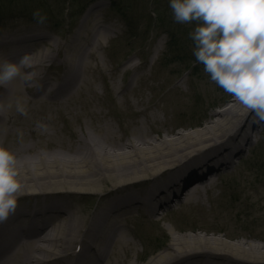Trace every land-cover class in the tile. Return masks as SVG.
Here are the masks:
<instances>
[{
    "label": "bare ground",
    "instance_id": "bare-ground-1",
    "mask_svg": "<svg viewBox=\"0 0 264 264\" xmlns=\"http://www.w3.org/2000/svg\"><path fill=\"white\" fill-rule=\"evenodd\" d=\"M99 8V3L91 4L64 43L36 30L0 37V64L18 61L25 53L33 62L31 69L24 70L32 73L30 82L17 77L0 87V145L17 157L21 183L15 211L0 221V264H137L140 257L131 261V244L122 231L133 212L138 218L154 219L159 211L179 209L176 204L184 196L182 207L194 205L202 212L201 200L213 201L214 177L228 173L232 157L245 153L251 135L263 124L234 98L221 111L212 112L201 129L183 134L169 127L166 138L160 132L156 138L149 136L144 128L147 121L137 123L124 141L110 128L97 127L104 135L83 132L67 149L53 140L52 133L42 129L39 132L45 133H39L40 126L35 128L38 133H30V141L9 131L10 118L14 123L15 118L23 119L14 99L25 109L46 100L66 106L67 97L87 85L79 82L92 68L94 51L115 32L100 24ZM160 49L161 45L156 47L150 64ZM55 61L62 75L49 71ZM137 68L127 64L122 70L125 74ZM45 122L55 125L50 119ZM11 135L16 136L10 140ZM57 145L63 153L54 151ZM109 185L112 189L104 192ZM77 195L101 201L88 221L73 204ZM177 231L184 234L173 236L165 251L144 264H264V237L258 233L211 229L204 223ZM113 247L122 255L115 251L110 258Z\"/></svg>",
    "mask_w": 264,
    "mask_h": 264
},
{
    "label": "rangeland",
    "instance_id": "rangeland-1",
    "mask_svg": "<svg viewBox=\"0 0 264 264\" xmlns=\"http://www.w3.org/2000/svg\"><path fill=\"white\" fill-rule=\"evenodd\" d=\"M94 3L100 4V24L115 32H110V38L94 51L92 68L79 82V86L87 85L70 94L66 106L46 100L44 104L26 108L23 119L15 118L14 123L10 118L9 131L24 134L25 141H30V133L35 135L42 129L52 133L53 140L61 141V146L67 149L83 132L97 137L104 135L97 127L110 128L115 137L124 141L132 136L137 123L147 121L149 126L146 123L144 128L149 136L156 138L160 132L166 138L165 130L169 127L183 134L201 129L212 112L221 111L234 99L209 79L203 65L195 62L189 38L193 25L174 21L169 0H0V37L36 30L60 43L67 42ZM37 9L47 17L43 24L33 18ZM168 29L176 36L173 46L166 33ZM159 45V54L150 64ZM127 64L138 68L124 74L122 68ZM51 67L49 71L54 76L63 74L58 62ZM47 73L45 70L44 74ZM22 95L28 98L29 94L23 90ZM13 102L14 107L21 103L18 99ZM46 119L55 125H49ZM186 123L191 127L181 128ZM33 141L39 143L37 137ZM10 147L13 148L11 144ZM245 149L242 156L232 157L228 173L214 177L217 187L211 191L213 201L203 198L202 212L194 205L182 207L185 196L181 204H176L179 209L159 211L153 222L147 217L138 218L133 212L132 219L127 221L128 230H122L131 244V261L137 262L136 257H140L137 264H144L165 251L173 236L184 234L177 227L199 223L211 229L244 235L258 233L264 237V123L251 135V143ZM54 151L64 152L59 145ZM112 187L109 185L104 192ZM100 202L90 195H77L73 204L85 212L88 221ZM115 251L122 255L120 249L113 247L110 258Z\"/></svg>",
    "mask_w": 264,
    "mask_h": 264
},
{
    "label": "clouds",
    "instance_id": "clouds-1",
    "mask_svg": "<svg viewBox=\"0 0 264 264\" xmlns=\"http://www.w3.org/2000/svg\"><path fill=\"white\" fill-rule=\"evenodd\" d=\"M173 19L192 24L189 38L195 62L209 79L264 123V0H169ZM38 24L47 17L33 12ZM31 55L0 64V87L23 77L30 82ZM17 111L26 114L24 106ZM17 157L0 145V221L16 208L20 191Z\"/></svg>",
    "mask_w": 264,
    "mask_h": 264
},
{
    "label": "trees",
    "instance_id": "trees-1",
    "mask_svg": "<svg viewBox=\"0 0 264 264\" xmlns=\"http://www.w3.org/2000/svg\"><path fill=\"white\" fill-rule=\"evenodd\" d=\"M161 12L162 11L158 10V13H161ZM166 31H168L167 34H169L171 46H173L175 44L176 36H173V34L171 33V31L169 29Z\"/></svg>",
    "mask_w": 264,
    "mask_h": 264
}]
</instances>
